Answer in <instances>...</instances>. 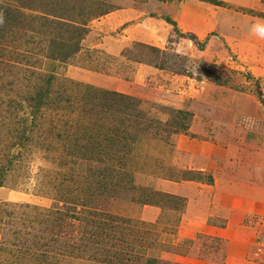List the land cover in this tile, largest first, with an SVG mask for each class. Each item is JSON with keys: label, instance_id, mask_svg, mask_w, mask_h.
Returning <instances> with one entry per match:
<instances>
[{"label": "rangeland", "instance_id": "1", "mask_svg": "<svg viewBox=\"0 0 264 264\" xmlns=\"http://www.w3.org/2000/svg\"><path fill=\"white\" fill-rule=\"evenodd\" d=\"M258 23L264 0H0V264H264Z\"/></svg>", "mask_w": 264, "mask_h": 264}, {"label": "clouds", "instance_id": "2", "mask_svg": "<svg viewBox=\"0 0 264 264\" xmlns=\"http://www.w3.org/2000/svg\"><path fill=\"white\" fill-rule=\"evenodd\" d=\"M250 31L254 32L258 37L264 38V24H254Z\"/></svg>", "mask_w": 264, "mask_h": 264}, {"label": "trees", "instance_id": "3", "mask_svg": "<svg viewBox=\"0 0 264 264\" xmlns=\"http://www.w3.org/2000/svg\"><path fill=\"white\" fill-rule=\"evenodd\" d=\"M36 98H39V96H38V95H36L35 97H33V98H32V100H33V99H36Z\"/></svg>", "mask_w": 264, "mask_h": 264}, {"label": "crops", "instance_id": "4", "mask_svg": "<svg viewBox=\"0 0 264 264\" xmlns=\"http://www.w3.org/2000/svg\"><path fill=\"white\" fill-rule=\"evenodd\" d=\"M248 262H251L252 263V261H248Z\"/></svg>", "mask_w": 264, "mask_h": 264}]
</instances>
